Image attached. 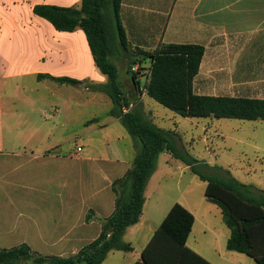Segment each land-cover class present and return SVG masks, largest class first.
Masks as SVG:
<instances>
[{
    "label": "crops",
    "instance_id": "obj_1",
    "mask_svg": "<svg viewBox=\"0 0 264 264\" xmlns=\"http://www.w3.org/2000/svg\"><path fill=\"white\" fill-rule=\"evenodd\" d=\"M82 1L0 0V250L25 245L34 258L75 257L100 237L104 222L116 209L113 186L125 178L136 157L133 139L121 119L110 115L113 103L106 121L77 120L74 114L87 105L99 104L103 95L109 98L101 90L107 79L95 64L85 32L81 28L59 31L35 12L39 6L79 9ZM120 19L129 45L128 51H122L130 63L122 66L114 56L111 60L118 68L128 110L137 109L147 120L161 125L163 115L153 105L146 85L137 86L133 81L131 66L135 64L130 60L170 44L205 47L193 81L196 95L264 100V0H122ZM129 82L126 89L124 84ZM69 88L88 92V99L80 103L60 98L61 89L67 92ZM205 119L211 123L193 122L201 128L205 143H209L210 132L219 140L231 141L221 146L226 153L241 147L243 162L264 167V131L258 126L253 133L228 135L214 125L216 118ZM243 122L264 124L261 120ZM169 132L176 134L182 152L180 132ZM73 140L74 146L68 147ZM172 159L170 153L160 155L146 187L140 222L124 235L133 251L111 252L103 264L142 260L144 249L175 205L154 202L156 222L146 216L148 191L154 185L153 191L158 192L164 179L157 176L172 167ZM219 168L226 178L230 174L241 184L252 186L254 197L263 192L256 181H242L238 167L222 164ZM243 173L252 170L243 169ZM206 201L210 205L183 204L195 216L187 247L211 264H256L253 258V262L237 258L227 249L230 237L228 252L223 251L222 232L212 230L203 219L205 213L222 215V211ZM198 223L202 230H194Z\"/></svg>",
    "mask_w": 264,
    "mask_h": 264
},
{
    "label": "trees",
    "instance_id": "obj_2",
    "mask_svg": "<svg viewBox=\"0 0 264 264\" xmlns=\"http://www.w3.org/2000/svg\"><path fill=\"white\" fill-rule=\"evenodd\" d=\"M122 0H83L81 8L39 6L35 12L50 21L56 29L73 32L81 28L87 37L92 55L100 73L106 77L101 86L113 103L110 115L119 117L134 142L136 157L125 178L113 186L117 194L114 214L106 219L100 237L84 247L75 257L34 258L27 246L0 250V264H103L111 252H132L124 242L129 227L140 222L146 202L145 191L157 170L161 154L170 153L188 164L193 173L207 184L205 196L217 205L231 232L227 249L253 258L264 264V191L254 197L252 186H245L231 177L220 179L207 175L196 167L176 145V134L159 128L147 120L139 110L129 109L119 80V71L111 58L116 49L128 51V38L121 23ZM205 47L200 45H165L153 53H143L132 64L151 60L152 66L146 84L150 98L184 118L237 119L264 121V100L196 95L193 81L200 71ZM44 78V76H39ZM138 86L137 75H132ZM60 83L80 85L69 78H52ZM195 216L176 203L156 230L144 249L142 260L136 264H211L187 247Z\"/></svg>",
    "mask_w": 264,
    "mask_h": 264
},
{
    "label": "rangeland",
    "instance_id": "obj_3",
    "mask_svg": "<svg viewBox=\"0 0 264 264\" xmlns=\"http://www.w3.org/2000/svg\"><path fill=\"white\" fill-rule=\"evenodd\" d=\"M129 50V45H127ZM138 55L133 56L130 61L135 60ZM114 58L118 61L122 66H128L129 60L126 58L125 53L122 50L116 49ZM152 66V61L147 60L140 64V66L133 65L131 66V75H137V81L144 87L148 83V76L150 74ZM123 75V74H121ZM125 77V76H121ZM126 89L129 88L130 82L124 84ZM88 92L80 89V88H69L67 92H64L61 89L60 98H70L74 99L77 102L82 103L83 101L88 99ZM152 101V100H151ZM155 106L157 112L163 115V121L161 125L156 123V125L165 131H175L180 132V138L184 144V148L182 153L185 154L186 157L190 158V160H196V167L202 171L203 173L214 176L220 179H226L225 173L220 170V165H232L238 167L239 176L232 171L235 175H237L242 181L251 182L256 181L258 188L264 191V167L258 166L255 164H250L247 162H243L242 156L237 149L232 150L229 153H226L221 149V146L224 142L231 143V141L227 140H219L217 137L213 136L212 133H208L209 143L204 142V134L199 127H195L193 122L202 121L204 123H211L208 121L209 119H189L184 118L175 112L171 111L163 107L162 105L156 103L154 100L152 101ZM112 105V101L107 96L103 95L101 97V101L96 105H87L82 109H78L74 112L77 120H90L92 118H100L103 121H106L108 117V110ZM221 126L222 130L225 134L235 135V133H240L239 135H244L245 133H253L255 131V126H258V129L264 131V124L255 125L251 122H243L237 120H217L215 119L214 125ZM240 124V125H238ZM238 126H242L240 130H238ZM116 135L113 136L115 138ZM67 141L66 140H62ZM62 144V143H61ZM75 144V140L69 142L68 147H73ZM220 144V145H218ZM212 150V151H211ZM172 167L168 168L165 172L159 173L157 178H162L164 181L161 184V188L158 192L153 191V186L150 187L148 191L149 195V204L147 207V218L152 222H156V218L153 215L152 206L154 202H159L160 205H166L171 207L172 205L178 203L181 205H189L199 207L201 203L208 204L205 197L206 183L201 181L199 177L193 173L188 164L179 159H172L171 161ZM229 163V164H228ZM244 170H252L251 174L244 175ZM214 206V205H211ZM217 208V207H213ZM220 212V209H217ZM200 214L198 213L199 220L201 221ZM146 218V217H145ZM205 219L212 230H217L222 232V249L224 252H228L226 250V241L228 237H230V230L226 226L223 216L219 213L218 215L214 212L207 214L205 213ZM194 230H202L200 223H198L197 227ZM235 254L237 258H243L245 260L252 261V258L241 253L232 252ZM22 264H35L33 260L23 261Z\"/></svg>",
    "mask_w": 264,
    "mask_h": 264
},
{
    "label": "built area",
    "instance_id": "obj_4",
    "mask_svg": "<svg viewBox=\"0 0 264 264\" xmlns=\"http://www.w3.org/2000/svg\"><path fill=\"white\" fill-rule=\"evenodd\" d=\"M125 113H128L129 112V110L128 109H125V111H124Z\"/></svg>",
    "mask_w": 264,
    "mask_h": 264
}]
</instances>
